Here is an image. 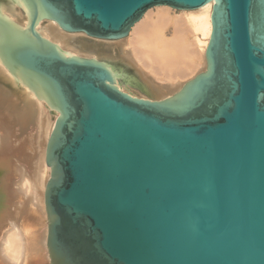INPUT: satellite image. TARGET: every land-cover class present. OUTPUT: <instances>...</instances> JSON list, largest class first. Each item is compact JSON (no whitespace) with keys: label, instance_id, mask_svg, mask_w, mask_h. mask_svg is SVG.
I'll use <instances>...</instances> for the list:
<instances>
[{"label":"water","instance_id":"water-1","mask_svg":"<svg viewBox=\"0 0 264 264\" xmlns=\"http://www.w3.org/2000/svg\"><path fill=\"white\" fill-rule=\"evenodd\" d=\"M0 56L59 112L46 144L50 264H264V0H16ZM214 1L208 67L162 99L123 92L107 66L64 56L42 18L98 40L151 7Z\"/></svg>","mask_w":264,"mask_h":264},{"label":"bare ground","instance_id":"bare-ground-1","mask_svg":"<svg viewBox=\"0 0 264 264\" xmlns=\"http://www.w3.org/2000/svg\"><path fill=\"white\" fill-rule=\"evenodd\" d=\"M213 6L214 1H210L196 9H178L179 13L167 4L153 6L134 23L127 36L104 42L108 49L102 47L97 52L83 34L67 32L54 20L42 18L36 32L57 45L64 56L89 57L104 63L121 91L134 97L140 94V98L162 99L180 91L187 81L207 69ZM0 14L20 27H28L29 11L16 0H0ZM83 47L90 48L88 53L81 51ZM58 116L53 106L17 79L0 56V224L8 220L13 223L2 236L5 239L1 238L4 242L0 248L3 246L8 258L1 257V253L0 264H50L44 196L41 199L34 195L39 198L34 207L35 197L28 189H36V180L32 183L35 188L27 185V193L22 184L28 179L19 174L22 166L33 168L38 158L34 169L37 171L41 164L38 175L35 172L40 177L37 179L35 173L33 176L38 180L37 187L45 189L50 176L45 162L46 144ZM25 177L32 178L28 174ZM15 179L20 180L19 184L15 185Z\"/></svg>","mask_w":264,"mask_h":264},{"label":"rangeland","instance_id":"rangeland-1","mask_svg":"<svg viewBox=\"0 0 264 264\" xmlns=\"http://www.w3.org/2000/svg\"><path fill=\"white\" fill-rule=\"evenodd\" d=\"M174 9H175V8H174ZM176 10H177V13H179V12H178L179 10H178V9H176ZM25 11H26V10H25ZM24 17H25V16H24ZM45 22H49V21H45ZM45 22L42 21V23H45ZM83 37H86V36L83 35ZM87 39H88L89 42H91V44H92V45H91V49H94L95 52L101 50L102 47H105V49H108V46H106V45L104 44V42H112V41H114V40H107V41H106V40H98V39H92V38H88V37H86V40H87ZM89 39H90V40H89ZM99 41H102L101 43H102L103 45H102ZM94 43H95L96 45H95ZM95 46L97 47L98 50L96 49ZM78 48H79V47H78ZM87 49H88V50H87ZM89 50H90V48H86V49H85L84 47H83V49H81V51H82L83 53H88ZM138 95H139L140 97H142L140 94H138ZM143 95H145V94H143ZM146 97H148V95H147ZM149 97L155 98V97H153V96H149ZM17 140H18V141H17ZM16 142H19V139H17V137H16ZM39 147H40V146H39ZM42 149H43V146L41 147V150H40L41 154L43 153V152H42V151H43ZM34 151H36V156H37V155H38V154H37V151H38V150H37V149L35 150V148H34ZM34 153H35V152H34ZM35 159H36V157H35ZM37 159H38V158H37ZM37 159H36V161L34 162V165H38V164H39V162H37ZM14 160H15V158H14ZM38 161H39V160H38ZM35 163H36V164H35ZM34 165H33V166L31 165L33 168H30V167L27 166V165L24 166V167L22 166V168H21V166H20V164H19L18 167L22 169V171H20V173H22V174H19V175H22V176H24V178H27V179H28V181H27V179L24 180V181H27V182H28L27 184H25V182H24V183L22 182V183H23L22 186L25 185V186L23 187V189H25V191H26V188H27V185H28V184H29V187L31 186V187H33V188H35L34 186L36 185V189H33V190H32V188H29V189H28V192H29V194L32 193V194H31V195H32V198L36 196V197H39V198L41 197V199H42V197L44 196V194H43V193H44V187H42L43 190H42V188H41V185H40V188L37 187V186H39V185H37V184H39V183H37V181H38L37 179L40 177V176L37 177L38 172H39V169H38V168L41 167V164L39 165V167L36 166V167H37V171L34 169ZM23 168H26V169L23 170ZM21 169H20V170H21ZM32 169H33L34 172H31ZM25 170L28 171V172H27V173H26V172L24 173L23 171H25ZM35 172L37 173V175H36ZM23 173H24V174H23ZM29 173H32V174H31L32 176H33V174L35 173L34 176H36L37 179H35L34 176L32 177L31 175H29ZM26 174H28V176H30V177H32V178L25 177ZM22 176H21V179H22ZM18 178H19V177H18ZM16 179H17V176H16ZM16 179H15V181H14L15 185H16V182H17L18 184H19V182H20V180H19V181H16ZM29 179H30V180H29ZM31 179H33V180L31 181ZM35 180H36V181H35ZM33 181H35V183H34L35 185L32 184ZM21 188H22V187H21ZM29 190H31V193H30ZM26 192H27V191H26ZM26 192H25V193H26ZM28 192H27V193H28ZM42 192H43V193H42ZM34 193H35V194H34ZM34 195H35V196H34ZM36 197L32 199L33 201H35V202H33V206H34V207H36V205H35L34 203L37 204V201H38V200L36 201V199H39V198H36ZM10 223H11V222H9V220H8V221H5L4 223H1V224H0V246L3 245V242H4V241H3L2 239H5V238H3V237L6 236V235H5V233H6V229L9 227V228L7 229V231H8V230H10V228L12 227V224H13V223H11V225H9ZM7 225H8V226H7ZM10 226H11V227H10ZM2 236H3V237H2ZM1 238H2V239H1ZM1 240H2V241H1ZM0 249H1V248H0ZM2 249H3V246H2ZM2 249H1V252H0V254L2 253L1 257L3 256L4 258H8V257L6 256L4 250H2ZM2 251L4 252V254H3ZM11 262H12V261H11ZM12 264H16V263L14 262V263H12Z\"/></svg>","mask_w":264,"mask_h":264}]
</instances>
